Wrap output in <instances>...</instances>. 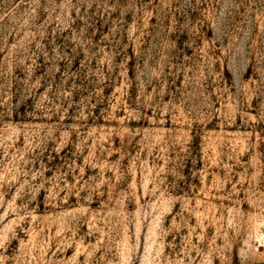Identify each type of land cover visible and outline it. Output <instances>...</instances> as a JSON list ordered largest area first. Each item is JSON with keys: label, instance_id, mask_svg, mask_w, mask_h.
Instances as JSON below:
<instances>
[{"label": "clouds", "instance_id": "1", "mask_svg": "<svg viewBox=\"0 0 264 264\" xmlns=\"http://www.w3.org/2000/svg\"><path fill=\"white\" fill-rule=\"evenodd\" d=\"M0 264H264V0H0Z\"/></svg>", "mask_w": 264, "mask_h": 264}]
</instances>
